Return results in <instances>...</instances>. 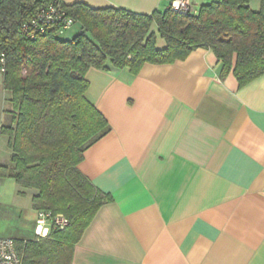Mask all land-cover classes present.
Listing matches in <instances>:
<instances>
[{"label": "crops", "instance_id": "1", "mask_svg": "<svg viewBox=\"0 0 264 264\" xmlns=\"http://www.w3.org/2000/svg\"><path fill=\"white\" fill-rule=\"evenodd\" d=\"M189 1L198 11L216 0ZM62 3L149 16L170 0ZM221 67L210 50L197 49L137 75L87 71L85 97L110 131L78 169L112 201L83 233L72 264H264V75L239 88L232 74L221 79ZM4 95L0 129L11 109ZM0 139L7 150L0 167L10 166ZM8 181L15 225L0 238L32 241L36 192L1 177L0 191ZM9 203L0 199L1 218Z\"/></svg>", "mask_w": 264, "mask_h": 264}, {"label": "trees", "instance_id": "2", "mask_svg": "<svg viewBox=\"0 0 264 264\" xmlns=\"http://www.w3.org/2000/svg\"><path fill=\"white\" fill-rule=\"evenodd\" d=\"M249 2L216 0L196 14L167 9L149 16L62 3L74 21L68 30L59 33L55 25L24 39L22 26L44 1L0 0V74L11 105L0 129L10 166L0 167V177L34 190L37 212L68 222L45 239L15 241L22 264H72L83 233L112 201L78 169L84 152L110 131L85 97L87 71L137 75L146 64L169 65L206 49L221 63V79L232 74L242 88L264 75V0L259 11ZM77 23L81 30L72 40L58 39Z\"/></svg>", "mask_w": 264, "mask_h": 264}, {"label": "built area", "instance_id": "3", "mask_svg": "<svg viewBox=\"0 0 264 264\" xmlns=\"http://www.w3.org/2000/svg\"><path fill=\"white\" fill-rule=\"evenodd\" d=\"M42 1L44 3L38 11L22 26L21 34L24 39H35L55 25L59 26V33L73 25V19L68 17L63 9L62 0ZM168 9L182 15L197 12L189 0H170ZM67 224L66 218L61 215L52 216L50 213L39 211L34 226V237L45 239L50 231L63 230ZM15 243L13 239L0 238V264H22V258Z\"/></svg>", "mask_w": 264, "mask_h": 264}, {"label": "rangeland", "instance_id": "4", "mask_svg": "<svg viewBox=\"0 0 264 264\" xmlns=\"http://www.w3.org/2000/svg\"><path fill=\"white\" fill-rule=\"evenodd\" d=\"M261 4V0H252L250 8L253 11H259ZM80 30L81 25L77 23L71 28V30L65 32L62 35H59L58 39L60 41H70L77 35L78 31ZM1 78L2 77L0 74V109L2 106H4V99L7 98V95H4L7 93L2 89ZM8 122L9 119H7V123ZM6 152L7 150L5 148L4 141L0 139V160H3L5 158ZM8 183L11 184L10 187L3 188L0 191V199L2 198L3 200L10 202L8 204L7 214L4 215L3 218L0 217V224H2L0 225V232L4 231L5 233L10 231V229L15 225L16 213L14 212V210L16 203H18L16 197L14 196V183H12L11 181H8Z\"/></svg>", "mask_w": 264, "mask_h": 264}]
</instances>
